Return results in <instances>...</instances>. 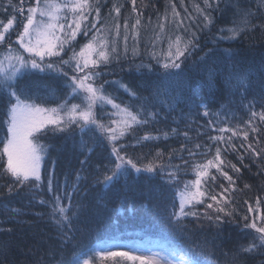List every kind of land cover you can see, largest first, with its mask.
I'll return each instance as SVG.
<instances>
[{
    "label": "snow or ice",
    "instance_id": "1",
    "mask_svg": "<svg viewBox=\"0 0 264 264\" xmlns=\"http://www.w3.org/2000/svg\"><path fill=\"white\" fill-rule=\"evenodd\" d=\"M109 3L110 0H28L27 6L25 0L0 3V8L9 13L6 22L0 21V46L4 49L0 52V102L6 103L0 161H3L4 173L12 178L0 193L11 196L27 188L34 193L33 199H37V191L51 194L49 199L39 198L37 202L48 209L47 216L56 228V245L39 258V264H94L97 257H121L131 264H176L171 257L177 255L180 264H209L208 255L211 253L205 249L211 242L191 239L195 229L202 227L204 221L217 227L242 221V229H251L255 233L247 244L230 254L225 264H242L243 254L264 256L261 199H256L255 206L245 202L247 213L238 216L233 196L237 191V177L230 174H240L243 168L255 164L257 174L264 175V128L261 127L264 125V110L253 111L254 106H250V119L243 124L226 126L227 121L218 118L221 113H210L207 104L203 101L196 103L193 97H189L187 102L191 107L186 129H191L196 122L191 113L195 111L200 115L202 109L203 117H209L207 127L216 133L207 135L210 143L194 141L188 130L171 128L169 132H163L162 137L167 140L169 135L183 136L184 142L179 149L157 150L150 156L136 154L129 149L161 139L160 135L148 132L138 135L145 126L166 119L156 110V102L172 112L180 98L173 95L161 99L159 89L144 96L122 81L108 80L110 72L105 71L118 64L122 57L127 58L129 51L136 56L142 35L151 33L145 51L150 60L155 61V66L141 63L137 70L150 73L154 68H162L164 78L173 79L182 75L189 67L188 61L194 56L199 57L204 47L208 51L200 57L201 61L217 54L215 45L218 42L241 40L249 31L264 29V22L257 23L259 7L253 12L248 6L233 4L231 0H200L192 5L193 13L185 6L184 0H180L182 12L177 9L175 0H169V8L153 25L150 17L142 20L143 12L136 7L137 0H131L135 14L131 23L122 18L123 5L115 0L104 15L103 10ZM260 6H264V0H260ZM229 8L233 11V26L220 29V36L211 41L212 47L207 41L202 47L198 33L210 31L214 23L213 13ZM78 37H83L84 42L77 43ZM129 40L132 41L131 48ZM158 51L160 55H157ZM38 74H55L62 81L66 95L55 107L47 102L57 99L54 89L49 90L47 97L33 98L25 85L26 80ZM235 76L236 90L249 91L252 84L247 74L236 73ZM212 83L209 74V84ZM106 85L123 89L132 103H118L117 97L107 92ZM77 130L81 153L86 155L79 162L75 179L66 176L60 185L58 181L54 182L55 161H50L51 168L42 175L46 148L39 141L42 137L58 134L72 135ZM204 134L199 130L196 132L197 136ZM86 136L88 140H85ZM129 138L135 143L130 144ZM97 148L108 153V163L103 165L102 173L97 168L95 183L111 185L135 171L161 176L168 184L183 185L178 191V206L173 204L165 219L181 241L189 240L188 244L174 243L170 255H167L151 247L105 237L98 238L91 249L77 251L78 245L74 241L79 229L76 225L83 212L82 193L86 194L88 181V176L83 173L91 166ZM231 153L236 154L240 166L228 159ZM246 157L249 164L245 163ZM174 158H179L181 163H174ZM185 165L187 167H183ZM189 171L195 178L182 181L181 175H187ZM248 187L244 185V188ZM200 206H203L202 211ZM10 214L21 213L18 209H11ZM69 247L73 249L70 258L63 255Z\"/></svg>",
    "mask_w": 264,
    "mask_h": 264
},
{
    "label": "trees",
    "instance_id": "2",
    "mask_svg": "<svg viewBox=\"0 0 264 264\" xmlns=\"http://www.w3.org/2000/svg\"><path fill=\"white\" fill-rule=\"evenodd\" d=\"M111 2L112 0L103 10L104 15L111 7ZM115 2L123 5L122 18L128 19L131 23L135 19L131 0H115ZM175 2L177 9L182 12L180 0H175ZM197 2L200 0H184L185 6L193 13L195 9L192 5ZM0 3L6 4V0H0ZM13 3H18V0H13ZM27 3L28 0H25L26 6ZM231 3L246 5L253 12H256L259 7L260 19L257 23L264 22V6H260V0H231ZM136 7L143 12L142 20L150 17L154 25L157 17L169 8V0H137ZM8 15V12L0 8V21L6 22ZM213 16L214 23L210 31L205 30L198 33L201 36L202 47L205 41L208 42L209 47H212L211 41L214 37L220 36V29L233 26L234 16L230 8L223 12H215ZM150 35L151 33L142 35L136 56L129 51L127 58L122 57L121 61L113 64L111 69H105L110 72L107 79L122 81L136 88L144 96H150L159 89L161 99H167L168 96L173 95L180 99L176 110L172 112H169L166 106L162 107L158 101L156 102V110H159L161 117H166V119H159L158 122L145 126L139 130L138 135L148 132L160 135L161 139L130 148V152L150 156L154 155L157 150L179 149L184 142L183 136L169 135L167 140L162 137V133L169 132L171 128H178L181 131L188 130L194 141L210 143L207 135L216 133L211 132V129L207 127L206 122L209 117H203L202 109L200 115H196L195 111L191 113L192 119L196 122L192 124L191 129H186L191 107L187 102L189 97H193L196 103L203 101L207 104L210 113H221L218 118L227 121L226 126L243 124L244 121L250 119V106H254L253 111L264 110L262 107L264 105V29L257 28L249 31L241 40L218 42L215 45L217 54L210 58L205 57V60L201 61L200 57L208 51V48L204 47L199 57L194 56L188 61L189 67L182 75L170 80L164 78L162 68L159 70L154 68V71L150 73H146L143 69L137 70V66L141 63H152L155 66V61L150 60L145 51ZM83 42L84 38L78 37L77 43ZM131 46L132 41L129 40V47ZM163 47L166 49L167 45ZM3 51V47L0 46V52ZM157 55H160L159 51ZM236 73L247 74L252 84L249 91L236 90L234 87L237 82ZM209 74L212 75L211 85ZM24 83L30 89L33 98L47 97L49 90L54 89L57 99L47 101L52 107L66 95L62 81L57 79L55 74H38ZM106 90L117 97L118 103L121 101L132 103V99L124 93L123 89L106 85ZM108 110L111 111L110 107ZM5 112L6 103L0 102V136L4 135L2 121L5 118ZM261 127L264 128V125ZM197 130L205 134L197 136ZM88 139L86 136L85 140ZM250 139H252L251 135ZM39 143L46 148L42 175H46L45 170L51 168L50 161H55L54 182L58 181L60 185H63L66 176L74 180L75 173L80 169L79 162L86 155V153H81L79 131L77 130L72 135L65 133L42 137ZM129 143L133 144L135 141L129 138ZM107 157L108 153L103 148H97L95 155L91 158V166L83 173L88 176V181L86 194L82 193L83 212L76 225L79 229L74 241V244L78 245L77 251H87L96 245L98 238L105 237H113L124 243L132 242L142 247L158 244L170 252L174 243H179L181 246L188 244L189 240L181 241L165 219L172 210L173 204L178 206V191L183 185L168 184L161 176L149 173L138 174L135 171H132L128 178H121L111 185L95 183L97 168L101 173L103 172V165L108 163ZM185 157L187 158L186 153ZM196 159L200 158L196 157ZM228 159L240 166L235 153L229 154ZM173 162L181 163L179 158H174ZM245 163H250L247 157ZM2 164L3 161H0V189H6L12 178L4 173ZM257 173L258 169L255 164H251L250 168H243L240 174L230 172L237 177V191L233 193V196L238 216L247 213V204L255 206L258 197L261 199V210H264V175ZM194 178L191 171L187 175H181V180L185 182ZM224 183L227 184L226 181ZM245 184L250 187L244 188ZM33 195L34 193L27 188L11 196L0 193V264H39V258L44 256L49 248L56 245V228L47 216L48 209L37 202L39 198L49 199L51 194L46 191H37L35 193L37 199H33ZM200 208L202 211L203 206ZM11 209H18L21 214H10ZM37 213L42 215H37ZM241 223L242 221L240 223L231 222L217 227L211 222L204 221L202 227L195 229V234L191 239L210 241L211 243L205 249L206 252L211 253L208 255L209 264H225L230 254L241 245L247 244L251 236L255 234L251 229H242ZM189 227L193 228L194 225H189ZM63 255L70 258L73 255L72 247L67 248ZM94 264H131V262L121 257H97L94 259ZM242 264H264V256L243 254Z\"/></svg>",
    "mask_w": 264,
    "mask_h": 264
},
{
    "label": "rangeland",
    "instance_id": "3",
    "mask_svg": "<svg viewBox=\"0 0 264 264\" xmlns=\"http://www.w3.org/2000/svg\"><path fill=\"white\" fill-rule=\"evenodd\" d=\"M14 38V36H13ZM15 47V46H14ZM73 102H77L79 103L80 101L79 100H74ZM56 106V105H55ZM54 106V107H55ZM110 107V106H109ZM43 168V167H42ZM151 248H153V250L155 251H162L164 252V254H167V255H170V251H168L167 249H165V247H162V246H159L158 244H155L154 246H151ZM120 250H126V249H120ZM166 250V251H165ZM172 259H174L176 261V264H180V260H179V257L176 256V257H171Z\"/></svg>",
    "mask_w": 264,
    "mask_h": 264
}]
</instances>
